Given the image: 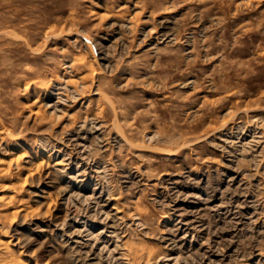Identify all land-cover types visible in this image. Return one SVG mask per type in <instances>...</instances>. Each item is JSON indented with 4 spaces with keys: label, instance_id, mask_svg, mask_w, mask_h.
I'll use <instances>...</instances> for the list:
<instances>
[{
    "label": "rangeland",
    "instance_id": "rangeland-1",
    "mask_svg": "<svg viewBox=\"0 0 264 264\" xmlns=\"http://www.w3.org/2000/svg\"><path fill=\"white\" fill-rule=\"evenodd\" d=\"M0 264H264V0H0Z\"/></svg>",
    "mask_w": 264,
    "mask_h": 264
}]
</instances>
